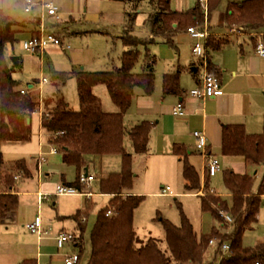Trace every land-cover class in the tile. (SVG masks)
<instances>
[{"label":"trees","instance_id":"trees-1","mask_svg":"<svg viewBox=\"0 0 264 264\" xmlns=\"http://www.w3.org/2000/svg\"><path fill=\"white\" fill-rule=\"evenodd\" d=\"M124 1L126 19L120 36L124 44L121 64L102 70L78 71L79 109L69 108V102L59 87L54 95L46 96L43 106L44 131L49 133V140L58 150L66 152L67 162L76 168V179L69 181L64 177L65 185L79 189L87 187L86 182L81 180V175L89 174L86 171L91 157L115 152L122 155V168L101 177L97 185L99 192L112 193V197L109 203L97 212L91 232L90 264H214V261H206L204 258L212 239L219 240L214 259L222 255L220 264H254L257 257L264 256V243L259 246H246L243 243V236L244 231L253 227L258 220L264 202L262 195L264 179L255 189V176L247 172L226 169L224 173V183L233 193L232 205H229L227 200L217 198L209 186V176L206 178L208 194L203 196L202 208L204 211H211L220 219L219 209H229L234 217L232 232L221 231L215 226L209 233H198L179 202L180 223H174L169 218H161L170 252L160 246L156 237L142 239L137 234L135 209L144 196L126 193L134 183L135 172L134 152L125 143V131L128 128L124 117L137 87L143 88L146 93L154 91L156 55L150 53L151 44L156 42L159 36L174 44V36L178 30L187 29L192 25L197 28L204 27L205 14L199 1L192 8L178 10L172 8L170 0H148L150 5L148 26L151 35H142L135 30L144 0ZM222 1L209 0L210 18ZM228 9L229 21L240 22L248 29L264 30V0H228ZM72 20L73 16L67 21ZM173 22H177V25ZM25 23L0 8V138L3 141L29 140L33 134V126L28 122V117L39 108L38 94L32 89L22 92V83L15 76V72L22 64L9 63L6 54L7 45L10 43L14 45L20 40L18 33ZM229 41L227 36L211 33L207 43L210 49H219ZM142 48L146 49L143 68L142 71H135L134 68L142 55ZM209 60L211 70H214L212 61ZM54 77L65 82L69 74L65 71L53 72ZM100 83L107 85L111 97L119 107L118 110L108 111L103 108L102 98L94 91V86ZM164 90L166 93L183 92L180 71L164 74ZM151 130L152 123L149 120H142L128 129L135 152H149ZM173 149L184 163L185 188L190 191L200 188L201 175L190 163L188 159L190 153L186 145L175 142ZM222 149L225 153L241 154L256 163H264V129L260 132L247 133L243 123L225 124L222 130ZM13 166L12 171L3 173L5 186L13 185L16 172L20 171L25 176L30 174L25 159H17ZM18 205L17 192L0 193V217ZM92 209L93 201L87 200L85 207L78 209L74 215L77 226L72 232L78 239L80 259ZM225 242L231 245L226 254L223 251ZM20 264H37V260L29 257Z\"/></svg>","mask_w":264,"mask_h":264},{"label":"crops","instance_id":"crops-1","mask_svg":"<svg viewBox=\"0 0 264 264\" xmlns=\"http://www.w3.org/2000/svg\"><path fill=\"white\" fill-rule=\"evenodd\" d=\"M54 1L59 5V9L63 14V18L58 20L54 15L46 14L45 22L49 29L54 30L58 34H60V36L63 38V42L69 43L71 47L65 48L61 44L49 43L48 45H46L43 52L32 53V52H28L23 46L25 50L23 53L20 52L18 54L16 53L12 54L9 59V63L11 64L14 63L22 64V67L17 71H20L24 67H26L27 69L26 72L32 74L31 78L26 82V84H22V88L32 89L36 93L37 91L35 90V87L39 83L41 77V75L38 76L39 72L42 70V74H44L48 69V67L52 72L65 71L68 72L69 75L72 74L75 77H77L78 71L82 69L102 70L103 68L104 69L109 68L111 64L108 66V62L112 57V52H111L112 48L110 47L111 43L109 40L110 36H112L113 39L116 36H120V35H115L113 33L114 30L112 28L117 27L118 25L123 26V22L126 19L125 9H123L122 11L116 9L118 6L117 4H115L116 2L115 3L113 2V1H121L124 3L126 7V3L124 0H54ZM198 1L199 0H170L172 8L178 10H187L189 8H192L198 4ZM22 3L24 4V12L29 17V19H27L28 18L27 17L24 20H19L26 22L22 26V30L18 33L19 38L23 39V37L27 38L37 33L39 29V19L42 8L41 5L38 3L34 6V8L31 11L28 12L25 9V0H22ZM221 3L215 9L212 18L209 17V22H208L209 30H210V34L213 33L220 36L222 35L227 36L230 39V41L223 48H219V49H210V47H208V43L206 45L208 48L209 58L212 61V66H213L212 68L214 69L212 71L220 76L223 82L224 93L218 96H210L205 99L191 96L188 93L190 88L200 83V72H199L200 67H199V61L197 60L196 56L192 51V46L193 43L195 42V39L191 36L190 32L187 29L178 30L174 36V44L171 45L175 46L176 48H179V44L175 43V37L180 31L183 30L187 31L190 38L191 53L190 56L186 55L183 56V58H185V62L187 63L190 61L189 63L190 66H188V70L190 72L192 81L189 86L183 84L182 72L186 66L183 67L179 66L173 70L160 73L156 71V61H155L154 69H155L156 79H155L154 91L152 93H146L144 92L143 88L141 87L136 88V92L133 96L132 103L128 108V110H130L131 107H134L135 110L137 111V114L134 117V121H132V123L129 124L128 126L126 125V127L129 129L133 125L139 123L142 120H149L152 123V130H151L149 152L137 153L133 149L134 152L133 168L135 175H134L133 185L127 189L126 193L128 194L131 193L140 194L142 192L141 190H143L135 186V183L137 181L136 178L139 175L135 171V161L137 157L135 154L149 155L153 152L158 154L159 153L163 154L166 157L168 163H170L172 166H174L175 164L176 171L178 170L177 171L178 174L176 175V178H181L182 180L181 185L184 189L183 192H188L193 195L201 196L202 199L203 196H206L208 194L206 189V178L207 176H209L210 179L209 186L211 187L212 192H214V194L218 198L227 200L229 205H232L233 193L226 187L225 183L224 185L226 187V190L228 191L226 194L220 193L216 190L217 180L215 176H217L218 173L221 172L223 178L222 180L224 182V173L226 169H233L237 172H241V173L247 172L253 174L256 179L255 189L258 188L259 185L263 182L264 163H256L255 161L247 159L245 156L241 154L225 153L222 149V130L225 124L243 123L245 127V131L247 133L260 132L264 129V55H260L256 51L258 36L254 34L255 32L252 33V31L255 30H250L249 32L243 31L242 29H244V27H242L240 30L231 29V24L237 22L229 21L227 18V12L229 11L228 0H225L226 11H227L226 22L222 25H220V23L217 22L216 17L218 14L219 7L222 5ZM142 7H143L142 11H145L148 14V11L150 10L149 1L144 0ZM4 8L5 6L3 5V9ZM209 11H210V3H209ZM71 16H73L74 20L68 22L67 20L70 19ZM210 21L212 22L210 23ZM173 24L177 25V22H173ZM147 27L149 28V31L147 32L145 31V34L142 35H151L150 27L149 26ZM89 29H92V31H88ZM243 34L249 35L251 40L249 42H247L246 39L242 41L239 35H243ZM232 36H236V37L233 38ZM158 38L162 42L170 44L169 42L166 41V39L163 36H159ZM94 42H98L97 44L98 46H96V43ZM8 45H10L9 46L10 49L11 46L13 47L15 46V44L13 45L11 43ZM8 45L6 49L8 48ZM99 51L102 54V58L99 57ZM64 54L67 55L68 58L65 60V62L63 61ZM60 61L64 63V66L60 65L61 63ZM175 71H180V84L181 87L184 88V90L181 93H172V92L166 93L164 90V74L167 72H175ZM195 71L196 73H194ZM65 83L66 81L61 82L59 84L58 87L60 88V90H62V85H64ZM46 85H50V84H45V86ZM97 85L94 86V91L96 94L99 95V93L96 91ZM50 86H53L52 88L53 90H50L48 88L47 89L48 93L50 91L52 92L55 90L54 88L55 84ZM44 91H45L44 94V99H45L47 96L46 88H44ZM177 101H181L183 103L185 109L184 113H180L174 110L173 105ZM103 108L108 111H115L118 110L119 107L118 108L110 107L112 109H106L103 106ZM28 118H30V122L32 123L33 129L35 123L39 125L40 143L43 146L42 150H40L38 157L39 172L42 171V167H41L42 163L48 161L47 154H49L53 157L58 156V158H61V160H63L68 166L66 171H62L60 173L61 183L64 182V177H66L67 180L69 181L75 180L77 177L76 168L73 164L67 162L66 152L61 150L58 151L52 150L54 145L49 141L48 137L44 133V129L42 125V113L40 111H35L33 112L32 116ZM196 128L205 131L209 141L208 148L212 152H214V154L219 158L221 162L222 168L219 171H217L215 174H211L209 172L206 158L204 154L197 148L196 137L193 133V131ZM32 137L29 140H25V141L13 140L12 142H29L32 139ZM175 142L183 143L186 145L190 153L188 159L190 163H192L195 166L197 172L201 175V186L196 190L190 191L185 188V177L183 173L184 163L180 155L174 152L173 147ZM44 149H48V151L45 152ZM103 155H96L94 157H91L89 163L87 164L88 169L86 173H90L95 176V179L89 183L91 184L92 190L95 189L94 187L99 184L98 182L101 178H99V176H97L94 172L91 173L90 168L95 163V159H97L98 157H103ZM18 159H24V158H18ZM16 160H14V162ZM25 161L26 163H28L26 159ZM29 172L30 174L27 176L23 175V177L21 176V178L19 179L15 178V185L12 184L9 186L6 185L4 187L5 189L0 190V193L3 191H12V192H17L20 197L21 191L19 190L18 183H23L27 177L31 176L30 169ZM107 175L108 173L102 172V175H100V177H104ZM93 182L95 183V186ZM91 192L92 194L87 195L89 196L87 200L93 201V196L99 193L108 195L110 196V198L112 197V193L99 192L98 189L97 192L94 191ZM41 193L42 191L39 190L38 200L40 204L43 201L42 199H40ZM75 194L80 195L85 193H75ZM75 194H67V195H75ZM160 194L172 195V194H178V192L177 191L173 192L170 186H165V184H162V191L160 192ZM57 195H63V194H57ZM262 195L264 197V192L262 193ZM93 203H95V201H93ZM85 204L82 207H79L78 209L84 208ZM201 207H202V200H201ZM78 209L74 213L69 215L70 218L74 219V223H75L74 228L77 226V219L75 218L74 215L78 211ZM9 212L3 217H6L9 214ZM3 217H0V220L2 219L1 221H4ZM62 221H66V220H61V222ZM220 221H221L220 225H215L219 230L224 232L233 231L234 220L230 222L228 221L227 226H226L227 221H225L222 217ZM261 226H263V230L261 229ZM74 228L70 230L69 228H66V226H62L60 230L54 232L53 240L58 249L64 248L67 245H71L74 248L75 246L79 248L77 243L71 241L66 242L64 246L60 247L58 246L55 239V234L57 232H60L61 230L73 231ZM43 229L45 231L48 230L45 228L44 223H43ZM252 230H255L254 234L252 235L253 240H257V241L253 244H247L245 243V239H243L244 245L259 246L263 244L264 243V202L259 211L258 220L256 224L253 227L247 228L244 231V236L246 235L247 232L249 233V231ZM10 234L11 237H9V241L10 243L14 244L16 236L13 233ZM48 234H51V231L49 232L48 230L42 236L38 235L39 240L44 241L49 237ZM44 235L47 236L43 237ZM214 241H218V245H219L218 239H215ZM214 241H211V243ZM223 251L224 254L229 252V250H225L224 248ZM35 252L36 251H32L29 247L21 248L20 252L17 253L18 257L15 260L13 257L12 258L9 257V259L6 261V264H20L23 260L29 257L36 258L37 264H53L54 261L57 260L62 261L63 259L65 260V264H66V257L70 254L67 253L65 256L64 253H60L59 251H57L56 255H54V258L52 260L51 257H48V255L44 256L42 252L37 254ZM221 257L222 255H220V257L218 258L219 260L218 264H220L221 262ZM43 258H45V262ZM81 258H82V253H81ZM80 261L77 264H79Z\"/></svg>","mask_w":264,"mask_h":264},{"label":"rangeland","instance_id":"rangeland-1","mask_svg":"<svg viewBox=\"0 0 264 264\" xmlns=\"http://www.w3.org/2000/svg\"><path fill=\"white\" fill-rule=\"evenodd\" d=\"M54 1V0H53ZM117 4L118 10L122 11L125 9V5L121 1H113ZM54 3L59 7V5L54 1ZM222 5L219 7L216 20L220 25L226 22V4L225 0L222 1ZM6 13L11 14L17 20H24L28 15L24 12V4L22 0H0V7L3 8ZM121 6V7H120ZM29 19V17L27 18ZM212 21H210L211 23ZM242 25L240 22H237ZM231 24V23H230ZM148 26V14L142 11L138 14L136 20V32L139 34H145V31H149ZM115 35H120L123 32V26L118 25L112 28ZM243 31H250L244 27ZM88 31H92L89 29ZM254 31H252L253 33ZM150 33V32H149ZM120 36L112 38L110 36V47L112 48V57L108 62V66L120 65L121 64V54L124 48L123 41ZM233 38L236 36H232ZM241 40L246 39L249 42L250 36L247 34L239 35ZM26 37L20 38V40L15 43V46L8 45L6 49V54L8 55V60L12 54L23 53L24 50V39ZM105 40V39H104ZM96 46H98V42ZM175 43L179 44V48L172 46L171 44L162 42L159 38L157 42L150 46V53L156 55V71L163 73L166 71L173 70L179 66H186L182 72L183 84L189 86L191 83V76L188 70L190 61L185 62L183 56L189 55L191 53V45L189 34L186 30L180 31L175 37ZM101 51V50H100ZM99 51V57L102 58V54ZM146 49L142 48V55L138 63L136 64L134 70L142 71L143 63L145 61ZM193 55V53H192ZM194 57V56H193ZM68 59L67 55L64 54L63 61ZM61 62V63H60ZM60 65L64 66V63L60 61ZM110 66V67H111ZM106 67V66H105ZM104 69V68H103ZM27 69L24 67L22 70L15 72V76L21 81L22 84L31 78L32 74L26 72ZM49 77H53V72L49 69L44 73ZM42 76V70L39 72L38 76ZM36 76V77H38ZM66 83L62 85V91L65 93L66 99L69 102L70 109L80 108V98L78 91V79L72 74L69 75ZM55 78V77H54ZM56 79L55 90L48 93L47 89L53 90V86L46 85V94L51 96L56 93L60 79ZM96 91L102 98L103 106L106 109L118 108L117 104L113 100L108 90L106 84H99L96 86ZM190 91V90H189ZM188 91V93H189ZM55 92V93H53ZM135 106V105H134ZM109 107V108H108ZM112 107V108H110ZM137 111L134 107L126 111L124 117L125 125H129L134 121ZM43 120V115H42ZM43 122V121H42ZM33 137L29 142H12V141H2L0 138V190L5 189V183L3 181L4 174L7 171H12L14 166V160L18 158H24L27 160L29 169L31 170V176L27 177L23 183H18L20 192L19 205L15 210L9 212L6 217H3L4 221L0 220V264H6L9 257H13L14 260L18 257L17 253L20 252L21 248L29 247L35 253H43V255H48L53 260L56 252L67 253L79 252V248H75L71 245H67L64 248L58 249L53 240L54 232L60 230L62 226H66L72 230L74 228V219L70 218L69 215L74 213L79 207H82L89 196L88 194H75V195H57V185L61 183L60 173L67 170V164L58 158V156L53 157L47 154L48 161L42 163V171L39 172L38 167V157L40 150L43 146L40 143L39 136V125L34 124ZM49 139L46 131H44ZM50 141V140H49ZM51 142V141H50ZM125 143L133 151V146L131 144L128 129L125 131ZM45 152L48 149H44ZM214 153V152H213ZM135 171L139 174L136 178L135 186L141 190V195L144 196L143 200L139 206L135 209V229L140 238L146 239L150 236H154L158 239L160 246L170 252L167 239L166 231L164 225L161 221L162 217L169 218L174 223H180L181 221V209L179 207V202L182 204L185 213L188 215L195 229L199 232L212 231L215 225H220V219L214 215L211 211H204L201 207V196L193 195L188 192H183L184 189L181 185V178H176L178 174L174 166H172L166 160V157L161 153H151L149 155L135 154ZM61 156V155H59ZM44 164V165H43ZM96 164V166H95ZM122 168V155L118 152L104 154L103 157H98L95 159V163L91 166L90 172H94L100 177L102 172L110 174L113 171L120 170ZM49 172V173H48ZM41 174V175H40ZM16 175L23 177L22 172H16ZM216 177V190L220 193L226 194L228 191L223 182L222 173L219 172ZM98 180V179H97ZM19 182V181H18ZM94 183V182H93ZM162 184L165 186H170L173 192H178V194L164 195L160 194L162 191ZM15 185V182L13 183ZM87 187L81 189L83 191H94L97 192V186L92 190L91 184L86 182ZM39 190L42 193H51V196L44 197L43 201L39 202ZM218 198V197H217ZM110 196L105 194H96L93 196V209L89 216L88 226L84 234L85 246L82 254V258L79 264H90L92 261V245H91V232L93 225L96 221L97 212L100 208L106 206L109 202ZM220 210V209H219ZM19 212V213H18ZM43 218V223L45 228L51 231L48 234V238L44 241L39 240L38 234L34 233L27 224L33 222L37 215ZM68 215V216H65ZM61 220H66L62 221ZM263 230V226H261ZM255 230L247 232L243 239L245 243L253 244L257 240H253L252 235ZM13 233L16 236L15 243H10L9 237ZM47 235H44L45 237ZM259 239V238H258ZM218 245V241L212 242L205 252L206 261H214V264H218V259H214L215 251ZM34 248V249H33ZM41 256V254H40ZM45 262V258H43ZM53 264H65V260L54 261Z\"/></svg>","mask_w":264,"mask_h":264},{"label":"built area","instance_id":"built-area-1","mask_svg":"<svg viewBox=\"0 0 264 264\" xmlns=\"http://www.w3.org/2000/svg\"><path fill=\"white\" fill-rule=\"evenodd\" d=\"M200 4L204 10L205 21L202 28H197L194 25L189 26L187 30L190 32L191 36L195 39V42L192 46V51L199 61L200 67V83L189 90V94L191 96L205 99L210 96H218L224 93L223 82L220 76L214 73L210 69V58L208 54L207 48V40L210 35L209 30V0H199ZM40 4L42 11L39 19V29L37 33L33 34L30 37L24 39V47L28 52L38 53L43 52L46 45L49 43H57L61 44L65 48H70L71 45L69 43L63 42L62 37L54 30L48 28L45 22V15L51 14L54 15L58 20L63 18V14L59 7L54 3L53 0H25V9L26 11H31L36 4ZM243 26L239 23H232V30H240ZM255 35L258 36L256 51L260 55H264V30H255ZM56 83V79L53 77H49L46 74H43L40 77L39 83L36 85L35 90L39 96V108L37 111H40L43 114V106H44V88L45 84L54 85ZM29 88H22V92H28ZM173 108L175 111L184 113L185 109L183 103L181 101H177ZM59 133V132H57ZM196 137V145L197 148L204 154L208 166V170L211 174H215L222 168L221 162L219 158L208 148V137L204 130L196 128L193 131ZM53 151H58L57 147L54 146ZM17 178H21L20 175H16ZM95 179L93 174H85L82 173L81 180L83 182H91ZM57 194H75V193H87L92 194L91 191H83L75 186L65 185L60 183L57 186ZM51 196V193H41L40 199L43 200L44 197ZM220 216L225 221H233L234 217L229 209L221 208L219 210ZM33 232H36L38 235L42 236L45 232L43 229V218L38 214L33 222L27 224ZM55 239L58 246L62 247L66 242H74L77 243L78 239L72 231H60L55 234ZM214 241V239H212ZM223 248L225 250H230L231 245L229 242H225L223 244ZM80 259V253L74 252L70 253L66 257V264H75ZM254 264H264V256L257 257L254 260Z\"/></svg>","mask_w":264,"mask_h":264},{"label":"water","instance_id":"water-1","mask_svg":"<svg viewBox=\"0 0 264 264\" xmlns=\"http://www.w3.org/2000/svg\"><path fill=\"white\" fill-rule=\"evenodd\" d=\"M28 120H29L28 122H30V118H28Z\"/></svg>","mask_w":264,"mask_h":264}]
</instances>
